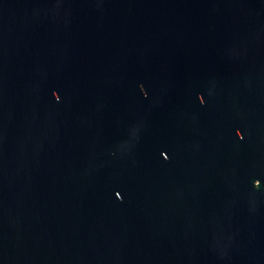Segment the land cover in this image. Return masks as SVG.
Segmentation results:
<instances>
[{
	"label": "water",
	"instance_id": "obj_1",
	"mask_svg": "<svg viewBox=\"0 0 264 264\" xmlns=\"http://www.w3.org/2000/svg\"><path fill=\"white\" fill-rule=\"evenodd\" d=\"M0 264H264V0H0Z\"/></svg>",
	"mask_w": 264,
	"mask_h": 264
}]
</instances>
